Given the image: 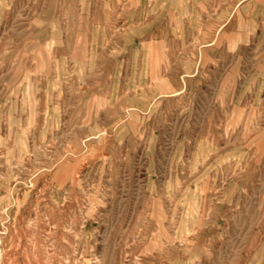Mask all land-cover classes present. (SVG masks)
Returning a JSON list of instances; mask_svg holds the SVG:
<instances>
[{
	"label": "rangeland",
	"instance_id": "obj_1",
	"mask_svg": "<svg viewBox=\"0 0 264 264\" xmlns=\"http://www.w3.org/2000/svg\"><path fill=\"white\" fill-rule=\"evenodd\" d=\"M0 264H264V0H0Z\"/></svg>",
	"mask_w": 264,
	"mask_h": 264
},
{
	"label": "bare ground",
	"instance_id": "obj_2",
	"mask_svg": "<svg viewBox=\"0 0 264 264\" xmlns=\"http://www.w3.org/2000/svg\"><path fill=\"white\" fill-rule=\"evenodd\" d=\"M40 142H41V141H40ZM36 152H37V151H36ZM8 205H9V204H8ZM73 253H74V252H73ZM79 256H80V255H79ZM94 257H95V256H94ZM98 257H99V256H98ZM100 257H101V256H100ZM100 257H99V258H100ZM99 258H98V259H99ZM194 258H195V257H194ZM95 259H96V258H95ZM193 260H194V259H193Z\"/></svg>",
	"mask_w": 264,
	"mask_h": 264
}]
</instances>
